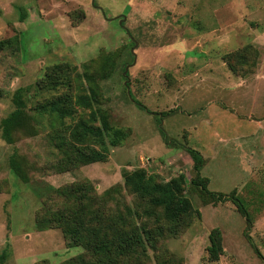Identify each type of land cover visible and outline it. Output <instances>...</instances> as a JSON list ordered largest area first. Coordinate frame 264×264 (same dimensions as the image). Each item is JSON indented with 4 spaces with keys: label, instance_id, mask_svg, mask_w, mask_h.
Here are the masks:
<instances>
[{
    "label": "rangeland",
    "instance_id": "obj_1",
    "mask_svg": "<svg viewBox=\"0 0 264 264\" xmlns=\"http://www.w3.org/2000/svg\"><path fill=\"white\" fill-rule=\"evenodd\" d=\"M0 43L4 264H66L79 257L104 264L66 244L57 228L37 231L35 214L78 210L90 229L101 215L140 213L145 203L121 177L136 169L159 182L183 174V195L200 216L193 212L172 232L160 218L134 214L128 220L151 242L114 253V264H263L249 240L264 257V0H0ZM54 65L63 85L48 90ZM21 88L24 122L7 144L1 121ZM91 92V108L80 107L76 97ZM58 97L67 98L63 119L38 110ZM92 109L127 136L109 148L105 162L80 165L77 149L100 148L89 138L78 141L68 127L88 122ZM189 150L203 159L199 176L209 192L234 190L244 201L249 228L231 202L213 201L191 185ZM11 157L26 182L11 172ZM79 186L91 187L93 204L70 193ZM96 211L101 215L92 219ZM214 228L223 252L211 262L206 247Z\"/></svg>",
    "mask_w": 264,
    "mask_h": 264
},
{
    "label": "trees",
    "instance_id": "obj_2",
    "mask_svg": "<svg viewBox=\"0 0 264 264\" xmlns=\"http://www.w3.org/2000/svg\"><path fill=\"white\" fill-rule=\"evenodd\" d=\"M23 18V16H22ZM1 49V43H0ZM60 66L54 65L48 68L47 72L51 73L52 83L47 87L51 90L58 85H63V81L59 79L58 73H60ZM50 81V82H51ZM23 89H17L13 95L14 109L1 121V136L7 143H11L10 134L18 129L24 122V100L22 98ZM76 103L83 108H91V103L95 102L94 92L89 95H78L75 99ZM67 102L66 97H58L54 101L48 103V105L41 106L39 111H47L50 114H55L58 119H63L69 115L63 104ZM137 105V103H136ZM141 107L139 104L137 105ZM98 125H94V122ZM69 131H72V136L81 141L83 138H89L94 140L95 144L100 148L99 150L89 149L84 152L80 149L76 150L77 164L89 165L98 162H105L110 147L119 146L125 139L127 134L118 128H114L110 125L106 115L99 109H92L89 114L88 122L78 121L74 126L68 127ZM79 131V134L76 133ZM163 134V132L161 131ZM63 140V138H61ZM63 146V141L60 142ZM188 155L192 160V169L195 172V179L191 181V185L198 189L199 193L205 197L210 198L217 202H231L237 212L241 214L246 221V225L249 228L251 226V219L247 211V207L244 201L236 195L235 191H231L228 195L220 193H212L207 190L208 180L199 176L203 159L201 155L194 151L189 150ZM9 166L11 172L16 178H20L26 182V179L22 175V171L13 157L9 159ZM122 180L124 187L135 194L142 202L145 203V207L140 213H134L131 210H127V213H117L114 216H106V218L99 211L93 213L92 219L101 215V218L95 225L98 227L87 228L78 215L80 212H69V215L57 216L55 214L49 215L48 212L38 211L35 214L34 224L37 231L59 229L62 233L66 244L70 247H81L90 253L94 258H99L104 264H114L112 259L114 253L123 255L124 253L133 250V247L137 244L141 248H144L145 243L150 244L149 233H146L143 228L132 226L134 214L141 218L154 217L162 219L166 228L172 232H175L181 224L186 222L187 218L192 216L193 212L200 216L198 211H195L191 201L183 195L185 176L179 174L176 177L171 178L166 182H159L153 179L151 176H147L142 169H136L131 172H122ZM91 187L79 186L70 191L71 194H79L82 199H85L88 204H93V201L89 199ZM108 194V192H106ZM85 205H80L79 208L83 209ZM159 211V212H157ZM53 216V220L49 218ZM91 219V220H92ZM102 219V220H101ZM107 223V224H106ZM106 224V225H105ZM105 230H110L105 233ZM115 231L114 236L109 238V233ZM141 230L140 233L136 232ZM143 231V232H142ZM145 234L144 238L142 235ZM134 237V238H133ZM249 240V239H248ZM250 246L253 251L258 255V258L264 264V257L260 255L256 247L249 240ZM208 260L215 262L223 252L222 247V235L218 228L212 229L208 234V246L206 247ZM8 246L0 253V264H4L8 257ZM92 261H86L79 257L68 261L66 264H91Z\"/></svg>",
    "mask_w": 264,
    "mask_h": 264
},
{
    "label": "water",
    "instance_id": "obj_3",
    "mask_svg": "<svg viewBox=\"0 0 264 264\" xmlns=\"http://www.w3.org/2000/svg\"><path fill=\"white\" fill-rule=\"evenodd\" d=\"M93 2V1H92ZM91 2V3H92ZM121 24V23H120ZM134 47H136L137 46V44L136 43H134V45H133ZM131 53L134 55V53H133V50H131ZM134 57H135V55H134ZM134 62H135V59H134Z\"/></svg>",
    "mask_w": 264,
    "mask_h": 264
}]
</instances>
